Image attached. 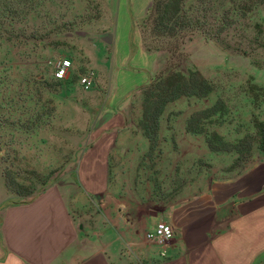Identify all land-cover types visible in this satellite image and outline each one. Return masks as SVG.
<instances>
[{"label":"rangeland","instance_id":"374dc122","mask_svg":"<svg viewBox=\"0 0 264 264\" xmlns=\"http://www.w3.org/2000/svg\"><path fill=\"white\" fill-rule=\"evenodd\" d=\"M121 1L0 0V203L26 198L27 191L33 195L54 176L71 173L113 112L123 110L132 132L120 133L109 148H148L139 125L142 91L126 95V106L113 104L126 55L111 31ZM180 14L170 33L158 27L153 34L154 23L139 24L145 48L168 54L155 76L197 70L214 88L206 97L182 96L166 105L158 146L138 165L129 154L123 165L113 158L111 172L131 180L128 191L150 192L148 182L169 175L197 179L210 158L204 148L213 131L231 143L249 136L252 151L239 176L248 170L264 175L256 136V122L264 125V0H183ZM61 57L73 68L57 81L50 62ZM80 74L93 77L89 88L79 83ZM215 104L202 133L186 130L192 113ZM235 153L220 151L211 160L237 161ZM190 188L197 193L196 185Z\"/></svg>","mask_w":264,"mask_h":264},{"label":"crops","instance_id":"0c3cea01","mask_svg":"<svg viewBox=\"0 0 264 264\" xmlns=\"http://www.w3.org/2000/svg\"><path fill=\"white\" fill-rule=\"evenodd\" d=\"M152 1L116 7L112 36L126 55L115 105L126 106V95L166 65L168 54L146 49L139 28ZM113 113L71 173L0 203V264H264V175L239 176L244 162L212 161L220 151L204 148L210 158L197 179L169 175L148 182L150 192L128 191L131 180L111 172L113 158L123 165L129 154L138 165L150 142L142 130L148 148H109L120 133L132 132L123 110ZM160 220L174 230L164 251L146 235Z\"/></svg>","mask_w":264,"mask_h":264},{"label":"trees","instance_id":"16d2710c","mask_svg":"<svg viewBox=\"0 0 264 264\" xmlns=\"http://www.w3.org/2000/svg\"><path fill=\"white\" fill-rule=\"evenodd\" d=\"M182 2L183 0H154L143 21L148 25L154 23L153 26L149 25L150 33L155 34L154 30L159 28H161V32L170 33L168 29H173L181 17ZM150 17L154 18L152 23ZM213 88L211 81L197 70L187 74L174 72L165 76L157 75L139 88L144 95L142 120L139 125L150 142V153L158 146L161 115L166 105L182 96L206 97L213 91ZM216 112L217 104L211 108L192 113L187 120L186 130L192 133H202L204 127L201 126V122ZM256 129L258 147L264 151V125L257 121ZM249 138L246 136L236 143H231L226 141L218 132L213 131L208 134L207 144L212 151H236L238 153L237 162L241 163L248 158L249 152L252 151ZM244 146H249V148H243ZM7 185L11 188L9 182ZM31 193V191H27L24 195L29 196Z\"/></svg>","mask_w":264,"mask_h":264},{"label":"built area","instance_id":"2783aa9c","mask_svg":"<svg viewBox=\"0 0 264 264\" xmlns=\"http://www.w3.org/2000/svg\"><path fill=\"white\" fill-rule=\"evenodd\" d=\"M52 65V76L57 81H62L71 76L73 61L69 58L61 57L50 62ZM79 83L89 88L93 83V77L87 74H80ZM147 238L155 242L164 251V246L174 235L171 224L160 220L153 230L147 232Z\"/></svg>","mask_w":264,"mask_h":264}]
</instances>
